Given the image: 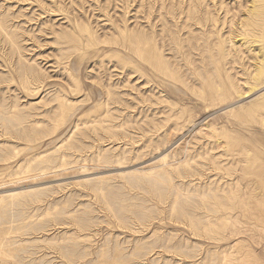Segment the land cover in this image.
Masks as SVG:
<instances>
[{
    "label": "rangeland",
    "instance_id": "obj_1",
    "mask_svg": "<svg viewBox=\"0 0 264 264\" xmlns=\"http://www.w3.org/2000/svg\"><path fill=\"white\" fill-rule=\"evenodd\" d=\"M259 172L264 0H0V264H264Z\"/></svg>",
    "mask_w": 264,
    "mask_h": 264
},
{
    "label": "bare ground",
    "instance_id": "obj_2",
    "mask_svg": "<svg viewBox=\"0 0 264 264\" xmlns=\"http://www.w3.org/2000/svg\"><path fill=\"white\" fill-rule=\"evenodd\" d=\"M223 98L225 99V97ZM170 131L172 130L170 129ZM224 141L225 140H223V142ZM206 156L207 159L210 158L208 159L209 164H212L216 170L223 168L226 169V173L231 178V179L229 178L230 181L227 180L226 182H223L222 178H224V176L219 174L221 178L218 179V182L216 184L214 196L208 194V196L205 199L207 203L206 206L207 210L205 211L207 223L204 224L205 237L215 241H221L222 239L226 238L225 230L227 228L230 229L231 234L233 235L240 232V229L238 232V227H239L238 224L242 221V220L240 221L239 219L240 213L242 214L243 217H246L247 219L248 218L250 219L252 215H255V217H259V214L257 213L256 211L257 209L255 208V206H253L255 195L253 196L251 192H249L248 190H244L245 188L244 189L242 188L241 184L239 183V179H240L239 176L235 175V170L233 169L234 172H231L230 168H227L226 165H223L221 162L217 161L214 155H212L209 151L206 152ZM257 170L262 171V168L259 167ZM258 177H259L258 180L264 184V173L259 172ZM211 190L212 189L210 187V192ZM4 198H5L4 196H1L0 200L2 199L4 200ZM257 200L258 199H256V201ZM257 202H258V206L263 208L264 211V202L262 200H258ZM256 219L258 220L259 218ZM252 220H254V217L252 218ZM220 259L222 261L220 264H229V262L227 261V255L222 256V258Z\"/></svg>",
    "mask_w": 264,
    "mask_h": 264
}]
</instances>
